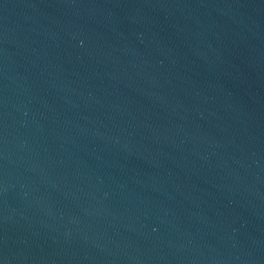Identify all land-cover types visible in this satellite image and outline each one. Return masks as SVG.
I'll list each match as a JSON object with an SVG mask.
<instances>
[{
	"label": "water",
	"instance_id": "1",
	"mask_svg": "<svg viewBox=\"0 0 264 264\" xmlns=\"http://www.w3.org/2000/svg\"><path fill=\"white\" fill-rule=\"evenodd\" d=\"M0 264H264V0H0Z\"/></svg>",
	"mask_w": 264,
	"mask_h": 264
}]
</instances>
